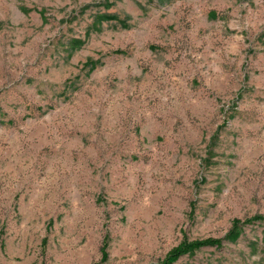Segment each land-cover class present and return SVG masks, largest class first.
<instances>
[{
  "label": "rangeland",
  "instance_id": "rangeland-1",
  "mask_svg": "<svg viewBox=\"0 0 264 264\" xmlns=\"http://www.w3.org/2000/svg\"><path fill=\"white\" fill-rule=\"evenodd\" d=\"M255 215L264 0H0V264H156ZM240 232L175 264H264Z\"/></svg>",
  "mask_w": 264,
  "mask_h": 264
},
{
  "label": "trees",
  "instance_id": "trees-1",
  "mask_svg": "<svg viewBox=\"0 0 264 264\" xmlns=\"http://www.w3.org/2000/svg\"><path fill=\"white\" fill-rule=\"evenodd\" d=\"M160 1V0H158ZM113 21L118 20L115 16H109L104 15L101 17H96L95 23L97 22L102 23V21ZM85 67H89V73L93 72L96 67L97 63L89 60L86 62ZM257 222H264V216L262 215H255L251 218L246 219H234L232 221V227L230 228L229 232L226 234L224 239H216V238H207L203 240H194V241H188L187 239H183L177 246L172 248L164 257L163 260L156 264H175L181 257L186 255H192L196 253L197 251H200L203 248L207 247H213V248H221L223 247V242L225 240L234 242L236 241L240 236V230L243 227H246L248 225L255 224ZM3 233H0V250L3 249V241H2ZM108 244L107 241L103 243L101 247V259L105 261L108 257L107 254Z\"/></svg>",
  "mask_w": 264,
  "mask_h": 264
}]
</instances>
